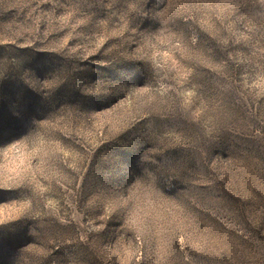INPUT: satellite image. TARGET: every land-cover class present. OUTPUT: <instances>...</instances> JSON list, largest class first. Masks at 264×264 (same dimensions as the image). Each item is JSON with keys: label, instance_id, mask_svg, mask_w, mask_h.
Wrapping results in <instances>:
<instances>
[{"label": "rangeland", "instance_id": "1", "mask_svg": "<svg viewBox=\"0 0 264 264\" xmlns=\"http://www.w3.org/2000/svg\"><path fill=\"white\" fill-rule=\"evenodd\" d=\"M0 264H264V0H0Z\"/></svg>", "mask_w": 264, "mask_h": 264}]
</instances>
